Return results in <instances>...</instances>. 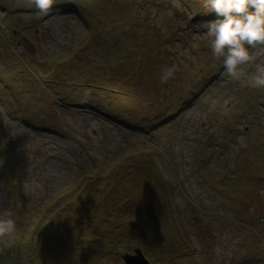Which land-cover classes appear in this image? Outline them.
I'll list each match as a JSON object with an SVG mask.
<instances>
[{
	"label": "rangeland",
	"instance_id": "374dc122",
	"mask_svg": "<svg viewBox=\"0 0 264 264\" xmlns=\"http://www.w3.org/2000/svg\"><path fill=\"white\" fill-rule=\"evenodd\" d=\"M214 19L208 0H0V264H264V45L229 75Z\"/></svg>",
	"mask_w": 264,
	"mask_h": 264
},
{
	"label": "clouds",
	"instance_id": "9594fccd",
	"mask_svg": "<svg viewBox=\"0 0 264 264\" xmlns=\"http://www.w3.org/2000/svg\"><path fill=\"white\" fill-rule=\"evenodd\" d=\"M57 0H32L38 15H48ZM216 19L204 23L210 38L211 55L222 61L224 70L238 76L241 66L253 61L249 48L264 45V0H208ZM174 70L162 71L160 81L166 84ZM256 88H264V69L250 79ZM15 230L11 218L0 220V237H7Z\"/></svg>",
	"mask_w": 264,
	"mask_h": 264
},
{
	"label": "water",
	"instance_id": "95a60500",
	"mask_svg": "<svg viewBox=\"0 0 264 264\" xmlns=\"http://www.w3.org/2000/svg\"><path fill=\"white\" fill-rule=\"evenodd\" d=\"M122 260L124 264H149L139 249H135L132 254H124Z\"/></svg>",
	"mask_w": 264,
	"mask_h": 264
},
{
	"label": "trees",
	"instance_id": "16d2710c",
	"mask_svg": "<svg viewBox=\"0 0 264 264\" xmlns=\"http://www.w3.org/2000/svg\"><path fill=\"white\" fill-rule=\"evenodd\" d=\"M89 14H90V15H89ZM89 14H88V15L91 16L92 13L90 12Z\"/></svg>",
	"mask_w": 264,
	"mask_h": 264
}]
</instances>
